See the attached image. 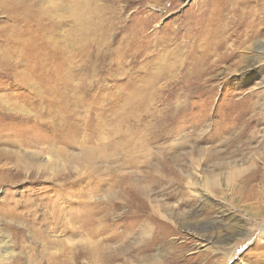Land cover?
Segmentation results:
<instances>
[{
  "label": "rangeland",
  "instance_id": "rangeland-1",
  "mask_svg": "<svg viewBox=\"0 0 264 264\" xmlns=\"http://www.w3.org/2000/svg\"><path fill=\"white\" fill-rule=\"evenodd\" d=\"M221 7L0 0V57L26 53L33 68L30 97L0 82L27 111L0 112V246L12 259L0 264H264V0L230 3L228 39L202 58L189 31ZM43 79L61 83L58 127ZM196 173L218 183L190 187ZM124 179L125 197L110 185Z\"/></svg>",
  "mask_w": 264,
  "mask_h": 264
},
{
  "label": "bare ground",
  "instance_id": "bare-ground-1",
  "mask_svg": "<svg viewBox=\"0 0 264 264\" xmlns=\"http://www.w3.org/2000/svg\"><path fill=\"white\" fill-rule=\"evenodd\" d=\"M217 1H221V4H222V7L221 8H218V9H214L216 11H212L210 12L207 16H206V19L208 22H205L203 23V25H199L197 26L196 28H192L189 32H192L193 34L191 35L192 37H190V41H189V44H191L192 47H195V48H202L203 52H201V57L203 58V56H205V48L207 49L208 47H217L218 49L221 48L222 46H224V42H225V39H228V38H225L224 36V32H223V28L221 27L223 25V23H225V21H228L227 19V16L229 15V13L227 12V9H228V6L230 3H233L235 2V0H217ZM244 2V1H242ZM240 3V2H239ZM245 3V2H244ZM215 5V4H214ZM224 6V7H223ZM231 7V6H230ZM225 9V14L223 13L224 12V9ZM240 9V8H239ZM234 10V9H233ZM20 14V13H19ZM228 14V15H227ZM235 14V13H234ZM238 14V13H237ZM246 16V14H244ZM243 18L240 16V20L241 21ZM249 19V18H248ZM231 20V19H230ZM196 24V23H195ZM249 24V23H248ZM242 32V31H241ZM244 32V30H243ZM198 33V38L193 42V36L195 34ZM245 33V32H244ZM226 34V33H225ZM244 35V34H243ZM253 35H256L255 32H253L250 35H246L247 37V40H250L251 37ZM224 37V38H223ZM230 37V36H229ZM256 39V38H255ZM17 46V45H16ZM52 48V46H51ZM7 49V48H6ZM19 49V48H18ZM213 49V48H212ZM209 52V51H208ZM196 55V51L194 52ZM56 57V56H55ZM212 58V57H211ZM48 59V58H47ZM40 60V59H39ZM41 62V61H40ZM48 63V62H47ZM43 64V62H42ZM68 65V64H67ZM73 66V65H72ZM44 67V65H43ZM50 67V66H49ZM60 67V66H59ZM32 64L30 63V60L28 59V57L26 56V53L24 54H19L15 51L13 52H4L2 54V56L0 57V82L2 80H6L8 84V86H16L17 85L20 87V88H24V90H28L29 91V88H30V85L28 83L27 80H29L31 74H32ZM69 69L70 67H65L63 70V74H60V76H56V78H53V80H58L60 78V80H62V78L66 79L67 77L70 76V72H69ZM74 69V68H72ZM48 70V69H47ZM53 70V68H52ZM38 71V70H36ZM71 71V70H70ZM49 72V71H48ZM72 72V71H71ZM38 73V72H37ZM39 74V73H38ZM52 74V73H50ZM41 75V74H40ZM47 75V74H46ZM19 77L20 78V82H15L16 80H14L13 78L14 77ZM33 76V75H32ZM45 76V75H44ZM49 76V75H48ZM51 77V76H50ZM36 78V77H35ZM74 78V77H72ZM75 79V78H74ZM42 80V79H41ZM44 80V79H43ZM52 79H49L48 81H45L47 87L46 88V96L45 97H42L41 99V103L47 107L48 109H53V113L47 115V117L49 119L52 120L51 124H54L53 126L55 127H58L56 124H59L61 123L62 120H64L63 116L61 115L64 108L63 106L61 105L60 103V100H59V96L60 98L62 97V95H64L63 93H61V83H60V80L58 81V83H56L55 85L52 84L53 82ZM31 81V80H30ZM34 81V80H33ZM71 81V80H70ZM4 83V82H2ZM72 84V83H71ZM66 85V84H65ZM70 85V84H69ZM64 86V85H63ZM44 87V83H43V86ZM67 87V86H66ZM7 88V87H6ZM6 88L4 89V86L0 85V92H3V94H0V112H14L16 109H19L20 111H26V107L24 105H21V106H18L17 103H15V101H13V96H14V92L13 90H6ZM12 88V87H11ZM70 88V87H69ZM43 89V88H42ZM67 89V88H66ZM92 89V88H91ZM34 90H38L37 91V94H40L41 91V87H40V84L36 85L35 86V89ZM21 91V89H20ZM44 91V90H43ZM42 91V92H43ZM66 91V90H65ZM64 91V92H65ZM35 92V91H34ZM90 92V90H89ZM23 93V92H22ZM29 93L30 91L27 93L26 92V97H30L29 96ZM74 93V92H72ZM71 93V94H72ZM67 94V93H66ZM21 95V93L19 94ZM74 95V94H73ZM72 95V96H73ZM84 95V94H83ZM81 95V96H83ZM38 96V95H37ZM70 96V95H69ZM19 97V96H18ZM33 97V96H32ZM64 97V96H63ZM46 98V99H45ZM76 101V98L73 97ZM25 99V98H24ZM32 99V98H31ZM30 100V99H29ZM91 100V99H90ZM102 104H101V107H94L96 113H99V114H96L95 113V118H97V115H101V114H104L106 113L108 110L107 108H104V104H107L108 102L107 101H104V99H102ZM73 101V100H72ZM93 101V100H91ZM76 103V102H75ZM32 105V104H31ZM42 105V106H43ZM87 105V104H86ZM18 107V108H17ZM40 107V106H39ZM61 109V110H60ZM46 110V109H45ZM18 111V110H17ZM27 112V111H26ZM44 114V113H43ZM121 119L125 120V115L123 117H121ZM43 120V119H42ZM46 120V119H45ZM92 120V119H91ZM90 120V121H91ZM44 121V120H43ZM48 123V121H47ZM125 123V121H124ZM46 126V124H45ZM61 132L59 129H57V131H55V134L53 135H61ZM120 134V133H119ZM66 142V141H65ZM123 143V142H122ZM125 143V142H124ZM48 159V158H47ZM85 160V163L87 164L86 167L90 169L91 166L93 165L92 161L89 160V159H84ZM193 161V160H192ZM200 161H202V159H200ZM199 161V162H200ZM193 163V162H192ZM196 163V162H195ZM91 173V172H90ZM107 175V174H106ZM197 176H195V179L191 176V180L189 183H191L190 187L192 186H196V187H200L201 189L203 190H209L208 188H212L213 186H215L217 183H218V179L214 178V176H209L208 174L207 175H200V177H198L199 173H196ZM92 176V175H91ZM106 183V182H104ZM97 184H98V187H100V189L103 187V183L102 181H100L99 178L96 179V184L94 185L95 188L97 187ZM102 185V186H101ZM112 189L116 188V187H121L123 186V194L122 196L125 197V179L121 182H113V183H110ZM136 193H134V198H139L137 196V193L140 192V193H144L145 192H149L148 190V187H140V186H137V185H130ZM98 189V188H96ZM94 189V190H96ZM136 195V196H135ZM133 196V195H132ZM132 201V200H131ZM120 204H123V203H120ZM125 204V203H124ZM117 206V205H116ZM121 207V206H120ZM131 208V207H130ZM133 208V207H132ZM107 209V208H106ZM120 209V208H119ZM102 210V209H100ZM111 210V209H109ZM117 210V209H116ZM152 210V216H151V222L154 223V220L153 218H155V216L159 215L160 212L158 211H155L154 208L151 209ZM99 212V211H98ZM112 212V210H111ZM143 212V211H142ZM102 215V218H105L106 220H109L108 219V215L109 213L105 214V210L104 212L101 211ZM132 213V211H131ZM96 215V214H95ZM92 216V215H91ZM131 217L133 216L134 217V214H131L130 215ZM128 215V217H130ZM95 218V217H94ZM101 218V217H100ZM97 219V218H95ZM136 223L142 221L143 224L145 223H150L149 219L147 218H141V217H136L135 219ZM104 221V220H103ZM96 222V221H95ZM105 222V221H104ZM109 222V221H108ZM99 223V222H98ZM86 224V223H85ZM90 224V223H89ZM139 224V223H138ZM97 225V224H96ZM86 226V225H85ZM144 226V225H143ZM97 227V226H96ZM149 226H145L143 228V230H145L146 228H148ZM87 228V227H86ZM99 229V228H98ZM102 229V228H101ZM109 229V227L104 226V228L101 230L102 231H107ZM93 230V228L91 229ZM114 230V229H113ZM100 232V233H101ZM91 233V232H90ZM99 233V232H98ZM97 232L96 233H93V234H98ZM109 233V232H108ZM123 235H125V232H122ZM130 233V232H128ZM93 234H89L90 237H94ZM111 234V233H110ZM148 233H146L147 235ZM100 235V234H99ZM112 235V234H111ZM119 235V234H118ZM130 235V234H129ZM139 236H141L139 234ZM120 237V236H119ZM143 237V236H142ZM8 237L5 236V238H2L0 239V243L4 240V239H7ZM9 239V238H8ZM111 239V238H110ZM0 256L3 258V260H5V262H8L10 259H11V255H10V246H9V242H5L3 246H0ZM71 256V255H70ZM233 255H230L229 257V260H233ZM12 260V259H11ZM159 261V260H158Z\"/></svg>",
  "mask_w": 264,
  "mask_h": 264
}]
</instances>
